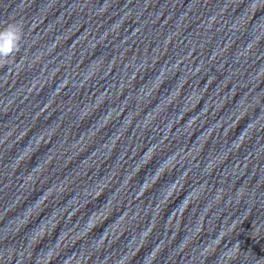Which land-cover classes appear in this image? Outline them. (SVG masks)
Returning <instances> with one entry per match:
<instances>
[{"label": "water", "instance_id": "95a60500", "mask_svg": "<svg viewBox=\"0 0 264 264\" xmlns=\"http://www.w3.org/2000/svg\"><path fill=\"white\" fill-rule=\"evenodd\" d=\"M13 23L0 264H264V0H0Z\"/></svg>", "mask_w": 264, "mask_h": 264}, {"label": "clouds", "instance_id": "9594fccd", "mask_svg": "<svg viewBox=\"0 0 264 264\" xmlns=\"http://www.w3.org/2000/svg\"><path fill=\"white\" fill-rule=\"evenodd\" d=\"M21 38L22 29L14 23L7 25L0 31V58L9 56L17 47Z\"/></svg>", "mask_w": 264, "mask_h": 264}]
</instances>
